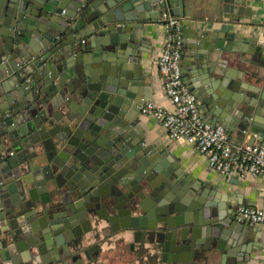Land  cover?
Returning <instances> with one entry per match:
<instances>
[{"label":"water","instance_id":"obj_1","mask_svg":"<svg viewBox=\"0 0 264 264\" xmlns=\"http://www.w3.org/2000/svg\"><path fill=\"white\" fill-rule=\"evenodd\" d=\"M223 1L227 21L191 42L203 60L234 52L245 0ZM173 5L184 17L185 0H0V264H69L117 226L169 262L245 264L225 246L253 227L220 222L206 190L190 191L168 154L130 126L144 102L138 38ZM260 79L229 82L225 104L209 100V111L223 106L243 133L264 130L254 118L264 114Z\"/></svg>","mask_w":264,"mask_h":264},{"label":"crops","instance_id":"obj_2","mask_svg":"<svg viewBox=\"0 0 264 264\" xmlns=\"http://www.w3.org/2000/svg\"><path fill=\"white\" fill-rule=\"evenodd\" d=\"M93 1V0H90ZM223 0H185V16H177L172 11L177 7L169 8L173 15L181 20L184 48L181 58V69L185 83L194 92L200 105L203 117L210 123L222 125L226 129L232 142L236 144L263 145L264 141L255 132L264 131L256 126H251L246 133L238 129L239 121L227 122L224 119L225 110L215 115L209 111L212 104L209 100L221 98V90L230 83H243L245 87L262 86L260 77L264 78V0H245L244 14L240 15L238 23H232L230 32H236L233 43L234 52L227 61L226 53H209L207 59L200 57L197 50L190 48L196 33L211 32L219 29L227 20L223 17ZM174 4V3H173ZM158 17L159 15H155ZM166 26L161 20L147 23L143 27V34L139 36L143 61L141 74L143 85L138 97L144 103L153 102L167 110L173 109V103L164 89V81L158 68V61L166 41ZM96 50L99 49V39L92 37ZM85 41L89 42L90 37ZM228 41H226L227 44ZM186 45V46H185ZM250 74H256L250 75ZM1 100V99H0ZM140 108V105H139ZM256 123L264 127V114L254 115ZM135 120L130 123L133 130L145 138L148 144H157L162 149L161 153L168 154L171 162L179 166L178 171L185 179L186 185L196 193L199 188L205 189L207 198L220 205L223 219L220 222L231 221L236 216L240 206H255L264 208V179L258 176H234L226 179L219 172L210 169L207 157L186 140H169L167 130L154 116L136 112ZM253 136H256L254 139ZM185 183V180H183ZM196 191V192H195ZM190 219L193 214L189 213ZM237 217V216H236ZM235 219V218H234ZM238 219V218H237ZM240 222L239 220H237ZM194 220V219H193ZM192 222V221H191ZM185 222L192 227L194 224ZM188 223V224H187ZM250 226V225H249ZM204 227V226H203ZM225 230L226 226H223ZM254 230L247 239L239 242L229 237L227 247H231L232 254L244 255L245 264H264V227L252 226ZM107 232L100 235L102 249L94 259L87 260L84 253L82 257L86 264H146L147 257L141 258L138 247L131 249L129 240H120V235L110 236L109 241H104ZM236 246V247H234ZM237 250H241L239 253ZM226 249L224 252L226 253ZM26 260L31 256L23 251ZM240 260H244L241 256ZM242 258V259H241ZM236 258H229L228 264H234ZM37 264H41L38 261ZM150 264H176L165 261L161 255L150 253Z\"/></svg>","mask_w":264,"mask_h":264},{"label":"built area","instance_id":"obj_3","mask_svg":"<svg viewBox=\"0 0 264 264\" xmlns=\"http://www.w3.org/2000/svg\"><path fill=\"white\" fill-rule=\"evenodd\" d=\"M163 3V0H159ZM166 26V41L158 61L164 89L173 103L167 110L153 102L140 105L143 114L154 116L167 130L169 140H186L207 157L208 167L226 179L253 175L264 179V146L236 144L222 125L208 122L202 115L194 92L185 83L181 58L184 48L181 20L164 8L161 19ZM239 221L264 227V208L240 206Z\"/></svg>","mask_w":264,"mask_h":264},{"label":"flooded vegetation","instance_id":"obj_4","mask_svg":"<svg viewBox=\"0 0 264 264\" xmlns=\"http://www.w3.org/2000/svg\"><path fill=\"white\" fill-rule=\"evenodd\" d=\"M150 222V221H149ZM107 234L108 236H105L104 237V241H109L110 239V236H116L117 234L120 235V240L122 241H126V240H129L131 241L130 242V245H131V249L132 250H135L136 249V246L138 247V251L140 252V256L141 258L143 259L144 257L146 258L147 257V262L146 264H150V242H147L146 243V247H143L139 244H137L135 241H134V238L130 235V236H126L124 237L122 235V232L120 229H118V226L114 229V230H109L107 231ZM100 240V237L98 238ZM149 239H150V236H149ZM95 238H92L89 240V243L88 245L86 246V249L84 251V254L87 258V260H92L94 259V256L98 255L100 249H102V245H101V241H99ZM162 256V255H161ZM162 258L165 260L169 259L170 257L169 256H166V258H164L162 256ZM54 264H62V263H54ZM69 264H86V262L84 261L82 255H81V258H78V260L76 261H73V262H70Z\"/></svg>","mask_w":264,"mask_h":264}]
</instances>
